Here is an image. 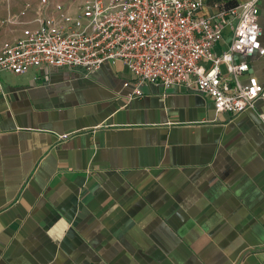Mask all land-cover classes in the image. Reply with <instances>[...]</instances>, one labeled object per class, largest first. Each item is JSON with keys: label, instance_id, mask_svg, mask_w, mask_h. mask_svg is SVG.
<instances>
[{"label": "crops", "instance_id": "crops-1", "mask_svg": "<svg viewBox=\"0 0 264 264\" xmlns=\"http://www.w3.org/2000/svg\"><path fill=\"white\" fill-rule=\"evenodd\" d=\"M259 23L264 46V0ZM250 75L264 84V56ZM134 84L121 61L0 70V264H264V99L233 115L194 86Z\"/></svg>", "mask_w": 264, "mask_h": 264}, {"label": "built area", "instance_id": "built-area-1", "mask_svg": "<svg viewBox=\"0 0 264 264\" xmlns=\"http://www.w3.org/2000/svg\"><path fill=\"white\" fill-rule=\"evenodd\" d=\"M206 0H41L38 23L14 42L0 46V70L16 74L33 66H69L94 72L121 61L135 77L129 98L142 95L144 83L194 86L208 94L218 112L237 115L264 99V84L254 75L242 86L251 59L264 56L259 2L213 15H201ZM232 28L229 48L216 51L224 28ZM236 82L231 91L221 65ZM126 87L129 81L124 83ZM259 116L264 121V113ZM68 134L62 135V138Z\"/></svg>", "mask_w": 264, "mask_h": 264}, {"label": "rangeland", "instance_id": "rangeland-1", "mask_svg": "<svg viewBox=\"0 0 264 264\" xmlns=\"http://www.w3.org/2000/svg\"><path fill=\"white\" fill-rule=\"evenodd\" d=\"M35 2L38 3V0H0V43L30 28V14L38 18L40 3ZM204 10L208 9L204 7Z\"/></svg>", "mask_w": 264, "mask_h": 264}, {"label": "trees", "instance_id": "trees-1", "mask_svg": "<svg viewBox=\"0 0 264 264\" xmlns=\"http://www.w3.org/2000/svg\"><path fill=\"white\" fill-rule=\"evenodd\" d=\"M206 4L216 7L219 11H224L239 6L240 0H206Z\"/></svg>", "mask_w": 264, "mask_h": 264}]
</instances>
